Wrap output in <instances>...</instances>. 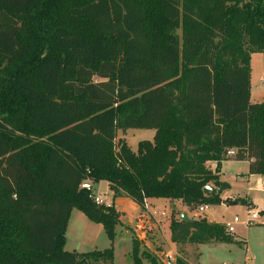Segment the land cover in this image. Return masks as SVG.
Returning <instances> with one entry per match:
<instances>
[{
	"label": "trees",
	"instance_id": "trees-1",
	"mask_svg": "<svg viewBox=\"0 0 264 264\" xmlns=\"http://www.w3.org/2000/svg\"><path fill=\"white\" fill-rule=\"evenodd\" d=\"M253 54H264V0H0V264H113L112 247L64 251L72 210L111 244L121 224L86 180L140 208L191 211L220 203L203 188H226L229 150L264 177ZM132 129L154 131L136 152L118 139ZM169 231L175 245L236 243L205 218L171 217Z\"/></svg>",
	"mask_w": 264,
	"mask_h": 264
},
{
	"label": "rangeland",
	"instance_id": "rangeland-1",
	"mask_svg": "<svg viewBox=\"0 0 264 264\" xmlns=\"http://www.w3.org/2000/svg\"><path fill=\"white\" fill-rule=\"evenodd\" d=\"M250 79L253 84L250 95L251 101L254 103L262 102L264 100V54L251 55ZM153 135L154 133L151 130L133 129L126 131L123 135L121 134L123 140L133 152H136L139 142L152 141ZM213 166L214 165H212V168ZM245 172H247L246 163L236 162L233 159L221 163L218 180L221 183L222 181L225 182L229 185L230 189L223 191L219 195V204L202 206L205 207L203 212H200L199 208L189 211L196 220H200L203 217L207 221L217 224H224L225 226L232 225L234 232L230 235L234 237L236 243L206 245L186 244L175 246L170 240L169 227L171 217L177 219L181 214L180 204L176 203L174 206H171L163 201H154L153 203L147 202L149 203L147 205L148 212L152 216L154 222L158 223L160 227L155 229L152 228L150 231L146 229V231L142 232L143 235L141 234V239H139V236L132 230L125 232L115 229V248L110 245L105 235L102 234L100 238H97V247L94 248V250H91L90 247L87 246L84 247L83 251L86 253L103 251V247L101 246L105 243L106 249L112 247L114 248L113 250H115L113 264H133L134 260H136L138 264H148L147 259L151 256L154 257L159 264H163L167 253L173 256L176 254L175 258H185L191 264H264V225L249 226L246 224L249 214L257 211H264V191L260 188L262 178L259 176L248 180V178L243 175ZM209 185L217 189L212 183ZM94 192L93 190L91 193L93 196L95 194H105L106 200H111L110 194L108 191H104L103 185L98 187L96 193ZM230 194L233 196L239 195L240 197L248 194L257 207L249 208L240 204L227 205L224 203V200L229 199L226 197ZM103 200L105 201L104 203H106V200ZM132 205L133 204L130 203L124 208L125 213L123 217L124 222H128L131 226L134 223L133 218L136 212H144L143 209L139 207L135 209ZM76 213L79 212L76 211ZM234 218H237L239 222L233 224ZM120 232L122 234H120ZM133 240H136V245L140 248V253H138L136 257L130 256ZM146 242L149 248L146 247Z\"/></svg>",
	"mask_w": 264,
	"mask_h": 264
},
{
	"label": "crops",
	"instance_id": "crops-1",
	"mask_svg": "<svg viewBox=\"0 0 264 264\" xmlns=\"http://www.w3.org/2000/svg\"><path fill=\"white\" fill-rule=\"evenodd\" d=\"M250 84H251V89H250V95H251L252 88H253V84L251 83V79H250ZM263 95H264V93H263ZM250 102L252 104H254V102L251 101V98H250ZM255 103H259V102H255ZM153 133H154V131H153ZM118 139L123 140L121 133L118 134ZM243 163L247 164V172H245L243 175H245L248 178V180H250L252 178L259 177V176H254V175H248L247 174L248 173V163L247 162H243ZM212 165H214L213 168H212ZM209 166L213 170L215 168L216 164L210 163ZM220 167H221V164H220ZM219 175H220V172L218 174V177H219ZM222 183H224L226 185V188L224 189V191H227V189H230L229 185H227L223 181H222ZM101 185L104 186V191H108V193L111 196V200L107 201L105 194H95L94 196L95 197H102L103 199H105L106 200L105 204L112 206L115 209V211L121 215V224L116 228V230L119 229V231L123 230L125 232L132 230L134 233H136V235L139 236V239H141V234L143 235L142 232L146 231V229H148L150 231V230H152V228L155 229L157 227H160V225L158 223H155L153 219L151 220V218H149L145 212H138V211L136 212V214L133 218L134 223L132 224V226L129 225L128 222L125 223L124 218H123L124 213H125L124 208L130 203L133 204L132 206H134L133 208H135V209L138 208L139 206H137L133 201H131L128 198H113V193L110 190V187L106 182H100L98 184L92 185V192L94 190L95 191L94 193H96V191H98V187ZM99 193H101V192H99ZM226 198H229V199H233V198L234 199L235 198L246 199V201L249 205V208L257 207L256 204L253 202V199L250 196H248V194L241 196V197L239 195L233 196L232 194H230ZM154 201H163V202H166L169 204V202H167L165 200H161V199H158V200L150 199L147 202L153 203ZM147 202H146V204L148 205L149 203H147ZM178 203L180 204L181 214L185 213L186 217L190 221H195L196 219L192 217V214L189 212V210L185 206H183L180 202H178ZM175 204L176 203H174V205ZM141 209H143V208H141ZM79 213H76V210H72L70 213V217H69L67 227H66V232H65L64 251L66 250V252H76L79 254H84V253H86L83 251L84 247L89 246L91 250H94V248L97 247V238H100L101 235L104 234V231H103V228L101 225L90 222L82 213H80V214ZM180 215H179V217H180ZM153 222H154V224H153ZM208 222L214 223L211 221H208ZM220 225L225 226L224 224H220ZM120 234H122V233L120 232ZM169 235H170V231H169ZM122 236H124V235H122ZM105 238H106V236H105ZM145 244H146V247L149 248L148 243L146 242ZM110 245L114 246V248H115L116 238L112 244L110 243ZM101 247H103L102 249L105 250L106 249L105 243L102 244ZM113 251L115 253V250H113ZM130 253H131V250H130ZM167 254H170V253H167ZM175 256H176V254H175ZM188 263L191 264L190 262H188Z\"/></svg>",
	"mask_w": 264,
	"mask_h": 264
},
{
	"label": "built area",
	"instance_id": "built-area-1",
	"mask_svg": "<svg viewBox=\"0 0 264 264\" xmlns=\"http://www.w3.org/2000/svg\"><path fill=\"white\" fill-rule=\"evenodd\" d=\"M226 159H234L235 158V151L234 150H229L226 152L225 156ZM261 182H260V188L264 191V177H261ZM81 189H84L90 193H92V185L91 183L86 180L84 183H82V185L80 186ZM94 203L97 206H104V207H110L109 205L105 204L104 200L102 197H92ZM143 210L144 212L147 214V216L149 218H152V216L149 214L148 212V206L145 203L143 206ZM205 210V207H200L199 211L203 212ZM153 219V218H152ZM238 219L234 218L233 220V224L238 223ZM246 224L249 226H255V225H264V214H261L260 211L257 212H253L251 214L248 215V219L246 221ZM226 227V232L228 234H232L234 232L233 226H225ZM150 228V227H149ZM175 256L171 255V254H166L165 255V260L163 262V264H174L175 263Z\"/></svg>",
	"mask_w": 264,
	"mask_h": 264
},
{
	"label": "water",
	"instance_id": "water-1",
	"mask_svg": "<svg viewBox=\"0 0 264 264\" xmlns=\"http://www.w3.org/2000/svg\"><path fill=\"white\" fill-rule=\"evenodd\" d=\"M224 191V188H218V189H215L213 188L212 186H205L203 188V194L205 196H208V195H220L222 192ZM179 220L182 221V222H191L187 217H186V214L185 213H182L179 217Z\"/></svg>",
	"mask_w": 264,
	"mask_h": 264
}]
</instances>
